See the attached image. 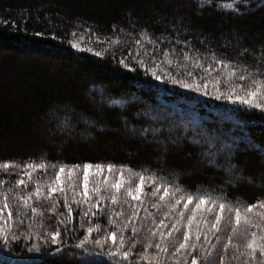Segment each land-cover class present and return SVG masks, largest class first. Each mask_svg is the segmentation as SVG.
Segmentation results:
<instances>
[{
  "label": "trees",
  "instance_id": "trees-1",
  "mask_svg": "<svg viewBox=\"0 0 264 264\" xmlns=\"http://www.w3.org/2000/svg\"><path fill=\"white\" fill-rule=\"evenodd\" d=\"M201 3L0 0V164H11L0 168V205L6 201L13 213L9 218L6 211L2 218L8 241L0 240V264H190L191 255L176 253L171 243L182 240L185 228L178 225L180 231L168 236V229L159 227L161 219L170 228L179 218L176 209L166 206L167 199H158L163 193L153 197L155 189L146 186L141 201L127 197L126 189L134 190L140 175L146 185L155 181L170 194L180 189L175 199L191 194L226 207L238 202L242 216L246 205L257 204L248 214L257 227L237 226L234 213L225 212L220 231L193 241L192 254L201 264H221V256L224 264H264L259 252L254 261L241 255L246 241L232 233L238 227L264 234V216L259 215L264 213V112L213 94L218 89L240 95V85L264 80V0ZM189 39L190 48L177 43ZM152 68L164 79H155ZM169 76L188 83L206 79L209 95L172 84ZM160 102L175 105L180 113L193 106L197 126L171 118ZM260 102L261 97L254 100ZM147 128L161 131L141 136ZM224 146L232 147L231 159ZM209 152H217L219 167L207 163ZM28 163L34 165L30 177L24 173ZM85 163L105 169L111 163L129 183L119 193L102 185L104 200L92 195L85 201L79 182ZM40 164L45 168L35 167ZM229 164L236 169L228 171ZM60 166L74 170L73 175L66 177L63 193L49 197ZM20 179L24 185L17 183ZM36 185L41 197L34 195ZM203 219L214 222V216ZM56 230L61 236L54 244L50 236ZM229 236L239 250L223 249ZM125 251L127 260L122 259Z\"/></svg>",
  "mask_w": 264,
  "mask_h": 264
},
{
  "label": "snow or ice",
  "instance_id": "snow-or-ice-1",
  "mask_svg": "<svg viewBox=\"0 0 264 264\" xmlns=\"http://www.w3.org/2000/svg\"><path fill=\"white\" fill-rule=\"evenodd\" d=\"M240 0H236V3H239ZM213 3V0H202L201 7H203L205 4L211 5ZM243 3L247 4L248 0H243ZM229 7L233 8L234 12L237 14H242L239 12V8H236L234 4H229ZM140 41L137 40V44H139ZM178 44H180L181 48H190V39L185 41H178ZM201 43H204L203 40H201ZM99 55V53H97ZM183 58L185 60L190 59L189 53L187 51L183 52ZM215 58V57H214ZM120 63H124L123 59L120 60ZM141 64L144 63L143 60L140 61ZM221 65L224 63L223 61H218ZM125 67H128L127 64H125ZM151 75L155 77L157 80H163L164 77L157 74V71L155 68L151 69ZM189 75H192V73H189ZM252 75H259V73H253ZM169 80L172 84H179L181 87L186 89H194L196 92H203L205 96L209 95V92L207 90V80L203 79L201 82H197L194 80L192 83H188L185 80L177 79L175 77L169 76ZM239 80L243 83L245 80L244 76H240ZM254 85H259V92L257 90L250 91L246 94V96L242 95H234V94H224L217 91L213 93L217 99H226L228 101H231L233 103H240L247 105L249 107H254L257 109H260L262 112H264V102L260 103H254V100L258 97L259 94H264V80L260 81H253ZM115 103H119V101H116ZM133 134H135V129L132 130ZM161 129L159 128H147L143 129L140 132L141 136H147L148 134H151L153 136H156ZM185 135H187V130H185ZM193 143H199L198 140H193ZM160 143H163V141H160ZM222 151H224L229 159L232 157V147L231 146H224ZM217 152H209L205 153V156L207 157V163L211 166L219 167V165L216 164V157ZM11 167L10 163H4L0 164V168L8 169ZM34 167L32 163H28L24 165V173L27 176H31V169ZM37 169H44L45 165H35ZM237 165L229 164L228 165V171H234L236 169ZM74 170H66L64 166H60L59 170L55 173V181L48 187V196L51 197L53 194L60 192L63 193L65 189L66 184V177H71L73 175ZM94 177H98V180L94 181ZM18 184L24 185L25 180L20 179L17 181ZM129 183V180L125 178L124 172L122 169H117L114 171L113 164L109 163L107 164V168L101 164L92 165L90 163H85L82 168V177L80 178V186L82 187V192L80 193V196L87 201L90 196L94 195L98 198V201H102L105 199L104 196L101 195L102 192V185L106 186L104 190H110L115 193H119L122 190H124L125 185ZM146 186H150L151 188L155 189V191L152 192L153 197H157L158 192H162L163 194L158 197L161 201H165L167 199L166 206L171 209H176L178 211V216L174 223L171 224V227L169 228V225L165 224L164 219L160 220L159 227L168 229V236H172V230H175L176 232L180 231V227L178 225H181L185 228L182 234V240H173L171 241L172 246L175 248L176 253H183L185 255H191V261L190 264H201V262L198 260V258L193 255L192 253L195 252L197 248V244L193 241H200L203 237L204 240L208 239V234L212 233L215 234L220 231V224L222 222V219L224 218L225 212H227L230 216L234 213V222L237 226L241 225L242 223L251 227H257L256 225H253L252 221L249 219L248 214L253 211L255 207H257V204H248L246 205V209L244 212V215L241 214V208L238 206V202L236 207H232L229 205L226 207L225 203L220 202L216 203L215 200L210 199L209 196L206 195H200L198 198H194L193 195L189 194L186 198L181 197L180 199H175V196L179 193L180 189H177L176 192L170 194L169 189L167 187H164L163 185H158L155 181H152L150 185H146L145 183V176L140 175L138 177V183L135 185V189L128 187L126 189V195L128 198H130L132 201H141L142 196L144 195V190ZM33 193H29V197H31ZM34 195L36 197H41L42 193L40 191L39 185L35 186V193ZM227 197H225L226 199ZM19 199L23 200L24 204H28V200L26 198L20 197ZM111 202L113 204L117 203V196L112 195L110 197ZM175 199V203H172L171 201ZM65 200L67 198L65 197ZM259 203V202H258ZM182 208H177V206H181ZM190 205L192 207H190ZM262 207H264V204H261ZM91 205H89V210H91ZM97 208L100 207V204L97 203ZM32 212H36L35 208L31 209ZM7 211V216L9 218L12 217L13 213L12 210L9 208L8 203L5 201L2 205H0V219L3 218L5 212ZM69 214H71L72 210L71 208L68 209ZM186 212H190V215L186 218V225H184V217ZM84 215H87V213H84ZM95 215V213H93ZM133 216L136 215V212H133ZM214 216V222L207 221L206 219H203V216ZM259 215L264 216V213H260ZM165 216H167V213H165ZM203 223L204 227L201 228L200 224ZM196 225V231L193 234V226ZM87 233L91 234L93 232L92 227L87 228ZM135 232L136 230L133 229ZM233 235H239L243 237L246 241L244 246V252L241 253V255H244L247 260L254 261L256 259L257 252L261 256H264V234H259L258 231H251L249 232L247 228H244L243 230H239L238 227L232 228ZM155 235V233H153ZM161 238H163L164 233H160ZM0 236L3 237L5 242L8 241V236L4 234V230L2 225H0ZM61 236V232L59 230L53 231L51 233L50 239L51 242L56 244L59 243V237ZM111 241L113 244L117 242V233L112 232L111 233ZM12 239H16V236L13 235ZM107 239V238H105ZM87 240V237L85 239H82L80 241V246L83 247L85 245V242ZM217 240H219V237H217ZM45 242H48L47 239ZM120 242H123V237L120 238ZM94 243L101 244V240H95ZM178 245V246H177ZM156 247L159 249L161 246L159 244L156 245ZM215 247V246H214ZM223 249L226 251L229 247H233L237 250H239V245H234L232 243V236L228 237L227 243L223 244ZM167 249H164L166 251ZM57 251H60L58 248ZM129 256L128 252H123L122 259L127 260ZM234 259H239L238 256H234ZM207 259V258H205ZM221 264H224V257L221 256Z\"/></svg>",
  "mask_w": 264,
  "mask_h": 264
},
{
  "label": "rangeland",
  "instance_id": "rangeland-1",
  "mask_svg": "<svg viewBox=\"0 0 264 264\" xmlns=\"http://www.w3.org/2000/svg\"><path fill=\"white\" fill-rule=\"evenodd\" d=\"M239 89V92H241L240 93V95H242V96H246V94L248 93V92H250V91H253V90H257L258 92L260 91L259 90V85L257 84V85H254L253 84V81H250V83H248V82H246V86H244V85H240L239 87H238ZM258 97H261L262 99H264V94H259L258 95ZM257 97V98H258ZM168 105V106H167ZM186 105V104H185ZM190 106H192V104H190ZM195 106V105H194ZM159 108H161V110H163V111H165V110H167L168 109V115L172 118V117H175V116H177V117H179V119L182 121V120H184V121H187L190 125H191V127H196L197 125H196V120H195V117H194V115L191 113V111L193 110H195L194 109V107L192 106V109H190V111H185V112H182V113H180L178 110H177V108H175V105H173V104H165V103H162V102H160L159 103V106H158ZM195 112V111H194ZM168 116V117H169ZM220 119H224L223 117H221ZM98 180V179H97ZM80 182V181H79ZM81 187V186H80ZM82 188V187H81ZM83 190V189H82ZM3 222H4V224H5V220H2V219H0V225H2V227H3ZM3 228H5V227H3ZM4 234L5 235H7V233L4 231ZM0 240H2V241H4V239H3V237L2 236H0Z\"/></svg>",
  "mask_w": 264,
  "mask_h": 264
}]
</instances>
